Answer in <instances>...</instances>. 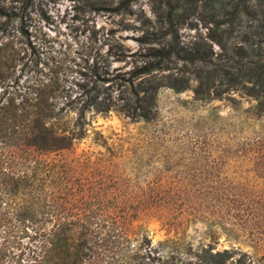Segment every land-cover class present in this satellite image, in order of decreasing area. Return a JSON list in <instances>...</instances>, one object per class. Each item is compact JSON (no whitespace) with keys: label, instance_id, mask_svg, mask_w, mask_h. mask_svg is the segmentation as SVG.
Segmentation results:
<instances>
[{"label":"rangeland","instance_id":"374dc122","mask_svg":"<svg viewBox=\"0 0 264 264\" xmlns=\"http://www.w3.org/2000/svg\"><path fill=\"white\" fill-rule=\"evenodd\" d=\"M172 1L182 16L179 40L203 35L192 12L202 0ZM167 9L165 0H30L28 31L38 58L23 78L51 76L76 96L78 84H90L94 63L107 56L116 74L134 64L133 57L118 61L119 50L145 52L155 38L164 40ZM171 66L176 73L180 63ZM194 83L180 91L159 87L149 120L86 111L83 137L60 155L84 191L108 200L107 210L125 212L130 238L148 240L149 257L136 264H180L184 251L195 264H210L194 256L206 247L227 250L224 264H264V183L246 153L252 137L264 134V115L251 118L246 109L254 100L232 90L226 96L233 100L194 99ZM65 117L71 123L75 112Z\"/></svg>","mask_w":264,"mask_h":264},{"label":"trees","instance_id":"16d2710c","mask_svg":"<svg viewBox=\"0 0 264 264\" xmlns=\"http://www.w3.org/2000/svg\"><path fill=\"white\" fill-rule=\"evenodd\" d=\"M165 3L164 40L155 38L145 52L119 50L118 61L133 57L134 64L116 74L109 72L107 56L94 63L90 84H78L81 90L72 97L51 76L23 78L38 58L28 31L30 0H0V264H136L149 257L148 240L130 238L123 226L125 212L107 210L108 200L84 191L85 183L72 179L70 160L60 155L83 137L86 111L149 120L159 87L180 91L191 79L194 99L233 100L226 96L232 90L254 100L246 109L251 118L264 115V0L194 4L204 34L186 43L176 31L178 5ZM177 63L180 74L168 71ZM69 111L75 112L71 123ZM246 153L264 183V134L252 137ZM184 254L180 264L196 263ZM194 256L224 264L229 253L206 247Z\"/></svg>","mask_w":264,"mask_h":264}]
</instances>
